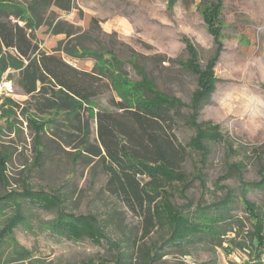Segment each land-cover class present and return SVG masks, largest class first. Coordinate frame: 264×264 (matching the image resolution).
I'll use <instances>...</instances> for the list:
<instances>
[{
  "label": "rangeland",
  "instance_id": "obj_1",
  "mask_svg": "<svg viewBox=\"0 0 264 264\" xmlns=\"http://www.w3.org/2000/svg\"><path fill=\"white\" fill-rule=\"evenodd\" d=\"M32 1L0 0V21L25 25L9 15L20 11L30 16ZM213 1L72 0L68 12L44 0L34 7L38 23L32 32L41 50L55 52L86 71L94 69L97 59L112 53L121 62L127 80L137 82L146 77L161 93L189 106L199 82L198 76L185 68L190 58L185 40L195 48L202 69L215 60L216 88L203 102L199 118L219 125L227 140L210 144L204 163L198 153L190 152L181 166L189 185L185 189V184L174 183L167 198L174 206L192 212L218 202L231 189L235 203L220 224L225 234L183 246L165 245L156 255L154 245L164 246L169 232L157 225L144 238V219L105 189L108 176L92 153L97 145L92 114L111 108V100L126 91L121 82L101 87L103 93L93 106L80 110L81 123L89 122L92 130L85 149L82 133L71 129L59 112L44 108L49 96L39 102L26 95L17 83L18 71L10 69L13 93L0 97V197L28 189L58 194L68 214L99 218L107 238L116 246L105 241L101 245L90 240L69 241L56 235L49 229L57 218L56 210L19 200L27 223L18 226L13 236L30 253L27 259L11 263L16 260L13 247L10 241L3 242L0 264H116L123 254L125 264H146L151 252L154 258L150 264L252 261L253 254L242 244L254 220L242 195L246 191V198L264 217V189L245 190L243 186L259 183L264 176V0H222L223 28L218 41L202 13ZM110 70L114 76L115 69ZM188 113L187 107L183 114L186 117ZM176 136L187 144L194 130L180 121ZM13 214L14 208L9 206L0 211V230ZM230 240L237 243L234 248Z\"/></svg>",
  "mask_w": 264,
  "mask_h": 264
},
{
  "label": "trees",
  "instance_id": "obj_2",
  "mask_svg": "<svg viewBox=\"0 0 264 264\" xmlns=\"http://www.w3.org/2000/svg\"><path fill=\"white\" fill-rule=\"evenodd\" d=\"M42 1L44 0L32 1L30 16L20 11L9 15L15 16L25 25L18 21H0V80L10 69L17 70V83L23 92L39 102L49 96L47 103L42 104L44 108L59 112L71 129L82 133L81 144L85 149L90 145L92 130L89 122L85 125L81 123L80 110L93 106L103 93L101 87L111 88L112 84L121 82L126 91L119 94L120 98L111 100V108L99 109L92 114L97 124V145L92 153L99 160L103 173L108 176L105 189L131 211L142 216L145 223L144 238L157 225L169 232L168 238H162L164 246L154 245L156 255L157 250L164 249L165 245L183 246L197 240L219 238L225 234L220 224L222 218L231 212L230 206L235 203L231 189L218 202L192 212H188L185 206H174L167 198V190L174 183L181 182L185 184V189L188 187L189 181L181 172V166L190 152L198 153L204 163L210 153L209 145L227 140L219 125L199 118L203 102L216 88L215 60L206 69H202L197 63L195 48L189 40H185L190 53L185 68L197 75L199 82L190 106L180 98L161 93L146 77L137 82L127 80L121 62L112 53H108L109 57L106 59H97L92 71L79 69L61 55L40 49L32 31L38 23L34 7ZM71 2L72 0H47L49 6L68 12L72 9ZM222 4V0H215L204 6L202 12L216 41L223 28ZM67 54L73 55L68 50ZM110 69H115L114 76ZM13 106L19 107L16 103ZM187 107L190 113L185 117L183 110ZM180 121L194 130V137L187 144L181 143L176 136ZM201 181L205 183L204 179ZM243 186L245 190L254 187L264 189V176L259 183H243ZM246 193L244 191L242 195L243 204L254 221L253 229L245 233L242 245L253 254L249 264H264V217L246 198ZM19 200L41 209L56 210L57 218L49 228L56 235L69 241L90 240L97 245L105 241L111 247L116 246L107 238L99 218L68 214L63 210L64 199L60 195L28 189L21 194L12 193L0 197V211L7 206L14 208V214L7 218L0 230V249L3 242L9 241L13 247L16 260L11 263L27 259L30 253L20 247L13 236L18 226L27 223ZM132 241L133 244L137 242ZM230 242L233 248L237 245L235 240ZM124 257V254L119 256L116 264H125L126 261L121 260ZM153 258L152 252L148 253L146 264H150Z\"/></svg>",
  "mask_w": 264,
  "mask_h": 264
},
{
  "label": "built area",
  "instance_id": "obj_3",
  "mask_svg": "<svg viewBox=\"0 0 264 264\" xmlns=\"http://www.w3.org/2000/svg\"><path fill=\"white\" fill-rule=\"evenodd\" d=\"M10 72L11 71H7L5 74H3L0 80V97L9 96L13 93L12 82L11 80H8V75Z\"/></svg>",
  "mask_w": 264,
  "mask_h": 264
}]
</instances>
